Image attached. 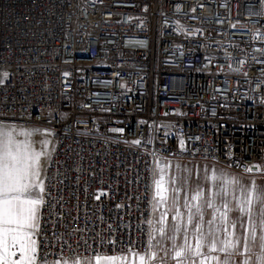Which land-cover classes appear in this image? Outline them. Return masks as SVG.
Here are the masks:
<instances>
[{"label": "built area", "instance_id": "obj_1", "mask_svg": "<svg viewBox=\"0 0 264 264\" xmlns=\"http://www.w3.org/2000/svg\"><path fill=\"white\" fill-rule=\"evenodd\" d=\"M0 123L52 140L8 264L148 255L156 161L264 169V0H0Z\"/></svg>", "mask_w": 264, "mask_h": 264}, {"label": "crops", "instance_id": "obj_2", "mask_svg": "<svg viewBox=\"0 0 264 264\" xmlns=\"http://www.w3.org/2000/svg\"><path fill=\"white\" fill-rule=\"evenodd\" d=\"M157 163L169 172L176 168V176L169 172L162 175ZM154 171L153 246L148 255L127 253L99 256L93 263L75 259L48 264H264V169L239 173L197 160H158ZM157 181L164 199L157 194ZM38 196L39 186L36 200ZM6 198L13 199L16 211L27 214L28 195L13 192L0 196V209ZM3 228L13 226L4 223ZM11 235L13 238L15 232ZM3 255L4 249L2 264ZM23 259L30 257L24 254Z\"/></svg>", "mask_w": 264, "mask_h": 264}, {"label": "rangeland", "instance_id": "obj_3", "mask_svg": "<svg viewBox=\"0 0 264 264\" xmlns=\"http://www.w3.org/2000/svg\"><path fill=\"white\" fill-rule=\"evenodd\" d=\"M9 141H10V144H9ZM6 144L9 145L13 153H16L19 155L21 160H24L26 157H32L35 154H40L39 161H38L39 176L35 178H30L29 182L33 184V187H31L28 191L24 192L26 195H28V199H25V200L27 201L36 200V195H37L36 185H37L38 179L41 176L42 166L45 162L47 153L50 150V147L52 145L50 132L48 130H42L38 132L34 129H28L22 126L0 123V152L3 151L4 146ZM156 166L158 167L160 171H162L161 172L162 175L168 174L169 170L167 169V167L159 166L158 163L156 164ZM169 174L176 176L177 169L173 167L171 171L169 172ZM23 215H27V214H23ZM3 226H4V222L2 219H0V245H1L0 264H2L1 262L2 250L4 249L7 241H9L10 243L15 242V244L19 243L22 248L23 253L25 254V257L29 258L31 256V249H32V245L30 244V241H31L30 238L32 234L31 228L23 227L19 223H14L13 225L11 224L13 228H9L8 231H4ZM12 230H15V231H12ZM2 231H3V234H2ZM12 232L13 233L15 232L14 237H16V239L12 238V235H11ZM7 234L9 235L8 237H6Z\"/></svg>", "mask_w": 264, "mask_h": 264}, {"label": "snow or ice", "instance_id": "obj_4", "mask_svg": "<svg viewBox=\"0 0 264 264\" xmlns=\"http://www.w3.org/2000/svg\"><path fill=\"white\" fill-rule=\"evenodd\" d=\"M39 156L40 154H35L32 157H26L24 160H21L18 154L13 153L8 144L4 146L3 151L0 152V196L7 197L9 193L26 192L33 187V184L29 181L30 178L39 176ZM157 188V194L160 195L161 199H164L162 191H159L161 189L160 181H157ZM41 191H43L42 186ZM13 199L18 200L19 198L15 197ZM13 199L6 198L3 200V205L5 207L0 209V219H2L5 224L19 223L23 227H33L36 219V206L42 201H26L30 207L27 209V215H23L16 211V205L13 204ZM249 203H251V201H249ZM5 231H8V229H5ZM13 239H16V237H13ZM30 244L34 246V242L30 241ZM32 250L34 251V247ZM177 255L179 256L180 253H177ZM3 259L4 264H8L7 259Z\"/></svg>", "mask_w": 264, "mask_h": 264}]
</instances>
